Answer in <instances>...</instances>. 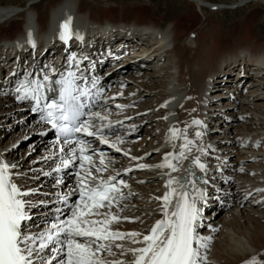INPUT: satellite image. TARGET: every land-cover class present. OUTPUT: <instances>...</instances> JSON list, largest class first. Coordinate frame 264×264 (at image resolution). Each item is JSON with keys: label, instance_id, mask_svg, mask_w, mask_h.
I'll use <instances>...</instances> for the list:
<instances>
[{"label": "bare ground", "instance_id": "bare-ground-1", "mask_svg": "<svg viewBox=\"0 0 264 264\" xmlns=\"http://www.w3.org/2000/svg\"><path fill=\"white\" fill-rule=\"evenodd\" d=\"M187 1L190 9L194 12L191 11L192 14H188L187 12L182 13V16L180 15L178 18L170 20L169 25H163L160 18L153 17L151 15L152 10H148L149 8L146 10L133 9L132 11L130 9L128 10L110 6L108 8H96V11H89L88 15L86 16L83 12L78 10V8L84 10L81 6V0H50V2L47 4V15L50 14L51 11L56 13V9L59 7L63 8L65 5L72 4L76 5L77 10L80 12L82 17L90 20L92 19V21L96 19V13L99 15L101 14L102 18L97 19L100 24L115 23L112 25L116 26L117 28L121 24L130 25L132 27L147 25L150 26L151 29L161 28V38L159 43L164 48H171L173 46V48L168 51L163 64H161V69H153L152 72H145L142 68L146 67L148 69H152L151 63H145V65L135 68L136 74L139 76L138 80L141 81V85H143V83H145L147 86L150 84L148 89H146L147 91L144 92L145 94L150 95L147 98L148 103L145 102L140 105L144 109H150V112L147 113V118L154 121V125L151 127L149 133H152L155 129V125L159 126V123L161 124V129H158L157 133L161 130H164L165 128L170 129L173 126L171 124H167L163 120L165 110L160 107V103L168 95L171 82L173 83L175 78H177V82L174 84V86L177 87L179 92L186 94V98L179 109L180 114H196L201 116L204 119L206 130L215 129L216 127L212 125L215 119L214 117L221 115L218 118V121L224 124V128L221 129L224 131V133L220 132L213 134L208 137V140L200 137V141L197 142L198 145L191 146V152H187L189 154L195 153L200 147L207 149V153L202 155L203 158L201 157V160L205 159L207 161L206 165L209 169V171L207 170V180L209 185L206 187L209 190L212 187L215 188L217 185L219 186L226 176H229L230 178L228 182L224 181L225 186H228L222 191L220 196H222V198L232 200V203L235 205V209L230 211V214L222 219V227L219 228H221V234H227V236L221 242L217 241L210 244L211 248L207 254L208 261L210 264H246L247 261L255 257L257 261L260 262V264H264V208H262L264 205H258L261 209H254L253 207L249 208L248 206L245 207L243 211L246 213V217L241 216L242 210L239 209L241 201L245 198L247 199L249 193L253 194V200H260L264 198V191H258V189H264V71H258V75H254L250 78L251 80H249V82L251 84L247 86L249 89L246 87L244 90L246 91L247 89L246 92L248 93L246 95H243V92L241 91L240 95H237L238 99L236 101L230 102L232 104L227 102V106H234L235 108L227 107L228 110L223 112L218 104H212V102H210V110L204 116V110L202 107L203 102H208L209 100H213L212 97L216 98L217 96H224L225 94L219 90V84H217L221 81V76H217V79H212L211 77L221 74L224 69H230L232 62L238 57L248 59L250 57H257L260 55L264 56V39L258 40L256 36L252 34L254 23L251 25V21L253 19L245 20L244 22L240 20L238 21V25L236 27L233 26L226 29L222 23H216L210 17H207L203 7L209 6L210 3L208 1ZM252 1L264 5V0H240L239 3L245 6ZM194 8L201 14V16H198ZM212 9L214 11L216 10L214 6ZM13 10L14 7L12 5H9L8 7H0V23L6 21L9 18H13ZM25 10H32L35 11L37 15L40 14L37 10V6H34L33 2L30 3L28 8L23 9V11ZM122 10L123 18H118L117 15L120 14V11ZM154 12H156V10L153 9V13ZM21 14L17 16V18L22 17ZM188 21H195L196 24L189 26L186 24ZM47 24H49L48 19L38 22L40 31L46 30L48 27ZM205 25L209 27L205 28ZM95 29L97 30L95 34L97 36L95 37L97 40H95L93 43L99 45L102 41L103 35L102 31H99L97 27H95ZM119 33L122 34L123 32L121 31ZM0 36H3L0 41V49L3 46V41H8L9 39L11 40L16 37L10 33H4V35L0 34ZM114 36H117L116 32H112L110 38H114ZM182 37H184L183 40L180 39ZM123 38L124 37H122V39ZM118 41L120 40H117V42ZM109 42L115 43L114 40ZM144 43H147V41H144ZM152 46L153 45H151V47ZM151 47L149 46L148 49H151ZM142 48L147 49L144 47V44L140 46L135 45V47L132 49H121V60L117 62V65L122 66L124 69L131 66L132 64H136L135 62H132L129 57L133 51L134 53H138L140 50H143ZM40 54L41 52L37 51L35 55L37 56ZM24 57L28 60H34L33 57L29 58L30 54H25ZM135 59L137 60V57ZM109 66L110 69L113 68L112 65ZM129 76H132V79L135 78L134 75ZM14 78V76H9L6 79V87L8 84H10V82L13 81ZM209 88H211L210 92L208 90ZM133 89L134 88L132 87H129L126 90L124 89V93L122 94H130V91ZM120 92L122 91L118 90L114 94ZM123 95H120L119 99H116L114 103L126 105L130 101L132 102V100L137 96H131L129 100L124 102L122 99ZM6 96L11 99L8 93ZM11 100H13V98ZM7 104H9L8 100L4 97L2 98L0 95V113H9L10 115L7 116V118H9L13 114L14 110L15 112L18 110L17 107L19 106L16 105L15 109L10 107L11 109L7 110V112L3 110L5 107H7ZM112 107L116 108L115 106ZM125 110H117L118 113L113 110V113L120 116L123 111L125 113ZM25 113L22 116L23 120L29 121L31 118L29 122L27 121V133H35L45 129L44 127L41 128V126L34 123L29 113ZM222 114L227 116V120ZM128 120L129 118L125 122L126 126L132 124H135L136 126L137 123H135V121ZM155 120L157 121L155 122ZM1 124L2 125L0 126L2 127H0V131L1 128L6 129L5 134L7 136L8 127L6 126H9V123L2 122ZM140 129L141 128L139 127V130ZM197 131L201 132L202 130H195V133ZM24 133L25 132L23 131V134ZM140 136L144 137L145 134H140ZM162 137V134L159 133V135L149 138V142H145L144 138L140 137L139 140H133L130 144L127 142L125 145H127V148L137 156H142L144 154V150L158 147L163 140ZM215 138L218 139L215 141ZM224 139L226 140V144L222 145ZM42 143H44V145L41 144L40 140L36 142V150H44L48 146L45 141ZM258 143L259 146H257ZM4 144L6 146H10L8 141H6ZM29 149L30 147H28L27 151H29ZM234 149H239L240 153L237 154L236 161L225 163L227 160L225 157L232 155L233 151L231 150ZM16 151L20 152L21 149L18 148L17 150L13 151V148L9 147L6 156L10 158L14 156ZM50 151L51 150L48 149L47 151L41 153L43 155L41 156L39 164H34L39 160V158L38 160L36 159V161L30 160L28 162L27 160H20V158H17L18 168H20L21 171L26 172V177L30 179L29 182H31L33 187H38L42 191H50L54 184L51 178L42 176L40 172V168L42 166H44V168L51 167L50 160L44 159L45 154ZM168 153H171V151L166 148V150L159 153L156 157L150 159L147 163L158 162L162 159L163 155L165 156ZM246 159H252L253 162L247 166ZM176 161L177 168L179 170L175 172L172 171V174L175 175L179 174L180 170L183 168V165L185 166L184 162L180 161V159ZM123 162L127 163L129 161L122 160V163ZM242 168H246L245 174H242ZM34 178L38 179L33 180ZM153 193L154 192L150 193V196ZM157 201L162 204L160 200L157 199ZM211 203L215 202L212 201ZM224 206L225 205H221L220 210L224 208ZM220 210L214 217L216 219L212 218L213 222L217 220ZM112 211L119 215L116 209H112ZM160 216L161 208L158 209L157 218L159 219ZM144 218H147V216H139V220H143ZM147 224L148 221L143 223V226ZM150 225L153 226L154 223H151ZM211 226L212 228L210 230V235L208 236L212 237V235L216 233L213 228L216 227L213 225ZM223 234L220 235V237L223 236ZM104 257L118 259L120 256L104 255Z\"/></svg>", "mask_w": 264, "mask_h": 264}, {"label": "snow or ice", "instance_id": "snow-or-ice-1", "mask_svg": "<svg viewBox=\"0 0 264 264\" xmlns=\"http://www.w3.org/2000/svg\"><path fill=\"white\" fill-rule=\"evenodd\" d=\"M71 23V17L62 23L60 33L62 40L67 41L73 36ZM78 38L83 39L79 35ZM69 62L78 63L75 53L69 56ZM52 71L55 72V69ZM81 81L84 82L83 86ZM53 83L59 87L53 88ZM96 85V80L89 84L86 78L78 76L76 71H68L55 81L47 74L32 80L25 78L15 89L19 94L16 99L33 101L32 111L39 112L41 122L55 130L57 135L55 146L58 153L64 155L61 156L60 163L54 171L59 173L73 166L79 169L76 172V187L69 193L61 194L60 201L67 205L70 196L77 195L78 199L68 206L69 215L65 218H61L63 210L57 208L56 212L59 215L48 222L43 231L39 233L25 231V222L32 219L30 209L33 207L32 202L26 197L39 192V189L25 188L24 185L16 183L14 177L25 174L14 171L18 165L0 158V264H36V261L40 264H52L54 260L57 264H126L123 260L109 261L104 257V253L109 256L116 255L113 247L120 249L121 254L132 253L134 260L131 264H208L207 250L213 237L202 236L198 231L203 227V207L198 204L207 202V189L197 185L198 179L203 184H207L208 180L197 177L194 172H189V178L180 184L179 191L173 185L180 181L170 176L166 182L169 191L161 197H156L162 201L163 218L155 222L148 234L113 230L112 225L121 220L139 218L121 217L112 211L113 207H119L120 201L127 198L123 188L128 185L123 179H117L119 173L107 178L98 175L108 170L105 155L99 154L97 164L93 158L96 150L92 149L90 142L84 138L98 137L101 143L109 144L106 133L114 129L108 109L105 108L103 113L92 110L93 107L99 106L93 103L95 97L101 95L98 89L93 92ZM49 92L56 95L50 97ZM192 123L203 125L201 120H194ZM170 133V138L173 139L183 136L181 151L166 154L164 161L154 167L169 168L175 172L179 169L173 161L187 159L185 152H191V146H194L196 141L188 139L182 130L175 127L170 129ZM195 135L202 137L203 133L197 131ZM122 142L117 137L110 147L120 151L117 145ZM198 150L201 154L207 153V149L203 147ZM51 158L52 156H49L44 159ZM193 164L202 172L207 171V165L201 162L200 156L194 158ZM137 167L153 166L141 164ZM57 183H63L62 178L58 179ZM174 197H178V200L174 210L170 211ZM40 203L43 204L44 201ZM102 209L104 211H101ZM120 210L123 211V208ZM125 239H131L132 243L143 246L125 249L122 243H117ZM48 249L53 253L50 258L41 255ZM246 264L260 262L253 257Z\"/></svg>", "mask_w": 264, "mask_h": 264}, {"label": "rangeland", "instance_id": "rangeland-1", "mask_svg": "<svg viewBox=\"0 0 264 264\" xmlns=\"http://www.w3.org/2000/svg\"><path fill=\"white\" fill-rule=\"evenodd\" d=\"M206 1H208L210 3L208 7H203L205 9L207 17H210L216 23H222L225 26V28L228 29L229 27H233V26L236 27L238 25V21H240V20L242 22H244L245 20H252L253 19L251 21V25L254 23V28L252 30V34L255 35L258 40H263L264 39V5L263 4H258L256 2L252 1V2H249L247 5L243 6V5H241V3H239L240 0H206ZM29 2L30 3L33 2L34 6H37V10H38V12L40 14L37 15V13L35 11H32V10H25L21 14V10L20 9L28 8V6L30 5ZM49 2H50V0H0V7H2V6L8 7L9 5H12L14 7V10L12 11V15H13L12 17L13 18H9L6 21L0 23V34L4 35V33H10V34H13L14 36H16L17 34H21L24 31L22 29L23 24L28 23V20L26 19V14L28 12H29L28 14H30V19H29V23L30 24L34 25V22H33L32 19H34L35 15L37 16V20L36 21H37V27L38 28H39L38 22H42L45 19H48V22L50 23V19H51L52 15H57L60 12V10L62 9V7L57 8L56 9L57 10L56 13L54 11H51L50 14L47 15V10H48L47 4ZM211 4L212 5L213 4L219 5L220 7H217L216 8L217 10L214 11L212 9L213 6H210ZM221 5H228V6H230V5H238L239 7H237V8H230V7L224 8V7H221ZM65 6H69L70 8H74L73 10L74 11L76 10V14L79 17H82V16H81L80 12H78V10L83 12L87 16L89 11L92 12L94 10L96 11V8H108L110 6L118 7V8H124V9H128V10L130 9L132 11H133V9L146 10V9L149 8L148 10H152L151 11V15L153 17H155V18H160L162 20L163 25H169V21L170 20H172L174 18H178V17H180V15L182 16V13H184V12H187L188 14H192V12H194L193 10L190 9V6H189L187 0H81V6H82V8L84 10H82L81 8H78V10H77L76 5H72V4L71 5H65ZM222 8H224V9H222ZM29 9H31V8H29ZM153 9L156 10V12L153 13ZM195 11H196V9H195ZM20 14L22 15L23 24L21 23L22 22L21 19L19 20V18H21V17L17 18V16H19ZM96 14H97L96 15L97 17H96V19H94V21L99 23V21L97 19L98 18L101 19L102 15L101 14L99 15L98 13H96ZM148 14H150V13H148ZM197 14H198V16H201V14L199 12H197ZM39 15H40V17H39ZM117 16H118V18H123V10L120 11V14H118ZM85 19H87V18H85ZM87 20L89 21L90 19H87ZM90 21H92V19ZM110 24H115V23H110ZM186 24L189 25V26H193V25L196 24V22L195 21H193V22L192 21H188V22H186ZM47 25H49V24H47ZM207 27H209V26H206L205 28H207ZM97 28H98L99 31H101L100 27H97ZM2 38H3V36H0V41H1ZM180 39L183 40L184 37H182ZM139 48H141V47H139ZM142 69H144L145 72L146 71L147 72H152V70H153V69H148L146 67H144ZM137 76L138 75L135 74L134 75L135 78L132 79L131 78L132 76H128V74H127L126 77H129V79L125 81V83L129 82L127 84L128 88L132 87L134 89L132 91H130V94H129L130 96L127 99L123 100V101L126 102L127 100H129V98L131 96L134 97L135 95H137L132 100V102L130 101L125 106H127L129 104H132V103H133V105L132 106L130 105V108L126 109L125 113L123 111L122 114H124V115L121 114L119 116V115H115L114 114L112 116H116L117 118H122V117L123 118H131V117L133 118V116H134L133 119L131 118L128 121L133 120V121H135V123L136 122H141L140 123V128L148 126V124H149L150 127L146 128V131H148L147 133H149V130L154 125L153 124L154 121H152L151 119L147 118V113L150 112V109H144L140 105H142L145 102L148 103L147 98L150 95L145 94L144 92L147 91L146 89H148L150 84L148 86L145 83H143V85H141V81L138 80L139 76H138V78H137ZM247 89H249V87H247ZM247 89H246V91H247ZM121 91H123V90H121ZM246 91H243L242 94L246 95L248 93ZM223 93H225V94H224V96H220L221 99L223 97H225V96H228L227 95L228 93H226V92H223ZM4 98H6L8 100L9 104H7V107H5L3 110H5V111L10 110L11 109L10 107L15 109L16 105L13 103V100H11L12 98L10 99L8 96H6ZM221 99H218V100H221ZM223 101L228 102L229 99H225ZM156 102H157V100H156ZM212 104H218V101H216V99H215V101H212ZM232 107H234V106H232ZM114 111L117 112V110H114ZM139 112H141L143 114H140V115L137 116V113H139ZM18 113H19L18 110L16 112L14 110L13 114L9 118H7V116L10 115L9 113H4V112L0 113V123H2V122L3 123H9V126L15 125V127L12 130L9 129L10 128L9 126H6V127H8V129H7L8 135L6 136V134H5V137H7V138L1 137V135H3L4 132L6 133V129L1 128V131H0V143H2L3 141H4V143L6 141H8L10 143V147L13 148V151L17 150L18 148L21 149L20 152L16 151V153L14 154V157H15L16 160H18L20 158V160L21 159L27 160V162H28L30 160L36 161V159L38 160V158H39V160L34 163V164H39V162L41 160V156L43 155L41 153L45 152L46 149H44V150L41 149L40 151L36 150V146L35 145H36V142L38 140L29 139V138L24 139L26 137L25 136L26 133L23 134V131L24 132L27 131L26 129L28 128V122L31 120V118L29 119V121L27 120L28 122L26 120H24V123L22 125H19V123L15 124L16 121L22 120V118H23L22 117L23 114L22 113L18 114ZM15 116H17V117H15ZM156 121L157 120H155V122ZM154 128L161 129V124L159 123V126L155 125ZM223 128H224V124L222 123L220 129H223ZM216 130H217V128H215L213 130L210 129L209 130V134L215 133ZM2 131H3V133H2ZM221 132L224 133L223 130H221ZM152 133H149V135H147L144 138L145 142H149L148 141L149 138H153L155 135H159V133H157V131H154L153 134ZM140 137H135L136 138L135 140H139ZM223 141L224 142H223L222 145H225L226 144L225 143L226 140H223ZM15 144H17L18 146H14ZM41 144L44 145V143H42V142H41ZM28 147H30L29 151H27ZM155 149H156V147L155 148H151V149L149 148L148 150H144V154L142 156H139V157H142L141 159L143 161L149 162L150 159L156 157L159 153H161L162 151L166 150L165 148H162V149H160L158 151V154H153ZM234 150L238 154H240L239 153V149L238 150L234 149ZM23 154H25V155H23ZM229 156H231V155H229ZM233 157L236 158V155H233ZM225 158H224V160H225ZM234 158H228L229 160L227 159L225 162L228 161L230 163V161H236V160H234ZM122 160H124V159H122ZM246 162L250 164L253 161H252V159H249V160L246 159ZM243 164H245V163H243ZM249 164H247V166H249ZM36 167H37V165H36ZM242 169H243V171H241V172H243L242 174H245L246 173V168H242ZM156 173H158V172L156 171ZM144 176L148 178L149 176H152V175L145 174ZM37 179L34 178L33 180H37ZM139 180H141V181H139ZM146 180H149V179H146ZM159 183H160V181L157 178L156 179L153 178L150 181H144V178L142 176H140L139 179L136 178V180L134 181V184L137 185V188H139L137 190H139V191L134 194L135 198L132 200L133 201L132 204L129 203V205L126 207V210L128 211L129 214L133 215L135 218L136 217L139 218L140 215L147 216V218H144L143 220L137 219V221H141V225L136 224L135 223L136 220L132 221L131 222V227H135L139 231L144 230L146 228V226H143V223H146L147 221L149 222V220H151V217H152V215L154 214V212L156 210L155 209L156 206H155V201L154 200H156L155 197H156V194L158 193L157 191L159 189V186H158ZM224 183L225 182L222 181L219 186L221 187ZM152 192H154V193L150 196V193H152ZM160 194L158 195L159 197H160ZM252 195L253 194H250L247 197V199L245 198V199H243L241 201V204L239 205V209L242 210L241 216L246 217V213L243 211V209H245V207H247V206L249 208L253 207L254 209H261V208H259L260 206H258V205L259 204L264 205V198H262L260 200H255V199L253 200L252 199L253 198ZM251 200H252V202H251ZM230 204H233L232 201H231ZM249 205H251V206H249ZM225 206H224V208H225ZM229 207H230L229 209L224 210V208H222L220 210V213L218 214L217 220H215L214 223H213V219H216V218L212 219V225L213 226L216 227L217 223L219 221L222 222V219L225 218V216L227 217L228 214H230V211L235 209V205L234 204H233V206L230 205ZM262 208H264V207H262ZM150 224L151 223L149 222L147 225L149 227H152V225H150ZM220 233H221V231H220ZM223 235H226V234H223ZM220 238H221V240L219 239V242H221L223 240L222 239L223 236H221ZM133 260H134V257H132V261ZM126 264H129V263H126Z\"/></svg>", "mask_w": 264, "mask_h": 264}]
</instances>
